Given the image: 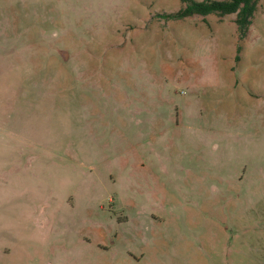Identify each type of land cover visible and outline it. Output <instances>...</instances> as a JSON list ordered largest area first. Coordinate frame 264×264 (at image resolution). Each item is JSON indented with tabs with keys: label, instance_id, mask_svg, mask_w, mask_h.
Masks as SVG:
<instances>
[{
	"label": "rangeland",
	"instance_id": "1",
	"mask_svg": "<svg viewBox=\"0 0 264 264\" xmlns=\"http://www.w3.org/2000/svg\"><path fill=\"white\" fill-rule=\"evenodd\" d=\"M0 0V264H264V0Z\"/></svg>",
	"mask_w": 264,
	"mask_h": 264
},
{
	"label": "trees",
	"instance_id": "2",
	"mask_svg": "<svg viewBox=\"0 0 264 264\" xmlns=\"http://www.w3.org/2000/svg\"><path fill=\"white\" fill-rule=\"evenodd\" d=\"M182 5L175 11L164 14L172 18H180L190 14L205 15L208 13H235L234 21L243 38L251 23V17L258 0H180Z\"/></svg>",
	"mask_w": 264,
	"mask_h": 264
},
{
	"label": "crops",
	"instance_id": "3",
	"mask_svg": "<svg viewBox=\"0 0 264 264\" xmlns=\"http://www.w3.org/2000/svg\"><path fill=\"white\" fill-rule=\"evenodd\" d=\"M211 13H213V12H211Z\"/></svg>",
	"mask_w": 264,
	"mask_h": 264
}]
</instances>
